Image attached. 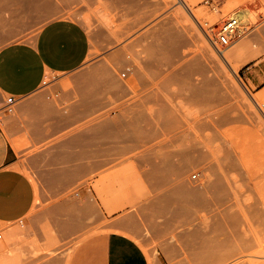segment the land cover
<instances>
[{"label": "rangeland", "instance_id": "obj_1", "mask_svg": "<svg viewBox=\"0 0 264 264\" xmlns=\"http://www.w3.org/2000/svg\"><path fill=\"white\" fill-rule=\"evenodd\" d=\"M36 1L41 2L0 0V47L31 39L46 21L64 17L83 25L90 50L79 68L49 74L36 91L16 98L10 109L6 98L0 96V124L17 154L14 171L30 182L33 194L26 214L0 219V264L65 260L85 237L87 242L98 233L115 229L132 236L154 264H229L240 259L247 260L245 264H263L258 239L264 230V130H259L256 120L253 125L252 119L253 107L264 116V91L248 87L239 74L242 67L264 57V0H219L213 4L208 0H48L42 9ZM239 9L247 12V20L220 52L210 38H215L231 11ZM203 13L215 15L213 21L204 20ZM206 47L210 48L207 53ZM225 54H230V66ZM231 65L236 66V72ZM228 105L234 109L229 110ZM167 106L179 121V129L172 130L179 131L178 139L161 129L164 119L159 121V113ZM245 120L251 121L252 127L258 125L254 129L261 134L249 146L243 141L251 163L245 168L239 164L232 172L243 204L258 203L247 214L248 241L234 243L209 227L205 232L200 223L202 207L190 197L160 199L162 215L154 211L160 218L155 219L150 202L158 212V198L169 188L183 183L195 188L207 185L204 169H211L205 164L215 163L217 154L209 149L215 147L212 139L234 133L238 141L236 130L243 133ZM97 124L108 130L102 127L105 132H99ZM95 125L99 133L92 131ZM204 141L212 154H206L204 145L200 147ZM180 146L190 150L189 158L184 157L189 154L186 148L179 157L176 149ZM200 148L206 154L201 160L195 157ZM166 153L171 155L172 167L160 165L157 178H153L151 161L159 163ZM77 164L86 168L72 167L76 174L68 176L76 177L73 182L67 175L61 178L56 170L63 167L65 172L64 166L70 169ZM178 164L181 170L177 174L174 168ZM51 169L58 172H50V176L47 171ZM54 173L59 176L54 178ZM193 173L197 178H192ZM160 175L168 177L163 182ZM179 207V211H187L178 212ZM84 210L86 224L80 221ZM62 224L73 228L63 229ZM202 232L209 238L210 249L219 247V252H211L212 257H203L200 251Z\"/></svg>", "mask_w": 264, "mask_h": 264}, {"label": "crops", "instance_id": "obj_2", "mask_svg": "<svg viewBox=\"0 0 264 264\" xmlns=\"http://www.w3.org/2000/svg\"><path fill=\"white\" fill-rule=\"evenodd\" d=\"M90 39L81 23L70 18H53L28 40L8 42L0 47V96L19 98L36 91L49 74H63L79 68L87 59ZM240 78L256 92L264 91V57L240 70ZM0 124V219L23 216L30 209V182L14 171L17 157ZM86 224V210L81 212ZM62 224L63 229L69 230ZM150 264L146 252L121 230L86 237L65 260L52 258L44 264Z\"/></svg>", "mask_w": 264, "mask_h": 264}, {"label": "bare ground", "instance_id": "obj_3", "mask_svg": "<svg viewBox=\"0 0 264 264\" xmlns=\"http://www.w3.org/2000/svg\"><path fill=\"white\" fill-rule=\"evenodd\" d=\"M41 2H39L40 3V5H39V8L40 9H42L43 7H46L48 4H49V1L48 0H40ZM5 2V1H4ZM22 2V1H21ZM6 3V2H5ZM15 4L16 3H18L17 1H15L14 2ZM36 3H38L37 1H36ZM35 3V4H36ZM38 3V4H39ZM14 4V5H15ZM17 5V4H16ZM14 7V6H13ZM15 7H19V5L18 6H15ZM11 9V8H10ZM14 9V8H13ZM36 9V8H35ZM38 9V8H37ZM201 15V17L204 19V20H210V21H213V19H214V17L213 16H215V15H211V14H207V13H203V14H200ZM200 15H199V17H200ZM230 17H234V18H236L237 19V26H238V30H242L241 28H240V24H242V23H244L246 20H247V12L246 11H244V10H242V9H239V10H234V11H231V13H230ZM170 30H172V29H170ZM167 35L169 34V33H166ZM165 34V35H166ZM171 34H173V33H170L168 36H170V37H172V35ZM174 35V34H173ZM207 48V47H206ZM204 48V51L205 50H207V51H205V53H207L208 52V49L210 50V48ZM209 53L211 54V52L209 51ZM223 58H224V60L225 61H227L228 63L230 62V61H228V60H230V54H225V55H223ZM227 63V64H228ZM229 66H230V63H229ZM202 67H203V65H202ZM231 69L233 70V72H236V66H232L231 65ZM115 83H117V81H114L113 82V85H115ZM117 86V85H116ZM251 97L256 101V99H255V96H252L251 95ZM250 100V99H249ZM257 103V105L259 106V104H258V102H256ZM253 104V103H252ZM254 105V104H253ZM228 106H230V108H229V110H232V109H234L231 105H228ZM168 107V106H167ZM227 107V106H226ZM165 108V107H164ZM228 108V107H227ZM232 108V109H231ZM254 108H256V107H253V113H254V111H255V114H256V116H255V114L253 115L255 118H253L252 119V123H253V125H254V122H253V120L255 121V122H257L256 124H258L259 125V127H260V129L259 130H261V131H263L264 130V116L261 114V113H258V111H257V109L255 110ZM162 109H163V107L158 111V112H160V111H162ZM225 109V108H224ZM164 110V109H163ZM166 110V111H165ZM165 112L166 113H169L168 114V116L167 115H165L164 114V111H162V112H160L159 114L160 115H162V116H160L159 115V117H161L162 119H160L159 121L161 122L163 119V121L160 123V124H162V126H161V129H164V130H166L167 132H168V134L169 135H171L172 133H174L175 132V130L177 129V127H178V129H179V127H180V125H179V121H178V119H175V118H177V117H173V115L172 114H174L173 113V109L172 108H169L168 107V109L167 108H165ZM263 111V110H262ZM260 112V111H259ZM162 113V114H161ZM165 115V116H164ZM175 115V114H174ZM165 117V118H164ZM248 117V116H247ZM246 117V118H247ZM245 118V119H246ZM249 120L251 119V117H249L248 118ZM247 119V120H248ZM247 120H245V123L248 125H244L243 126V128H244V131H243V133L242 132H239V130L240 131H242V129H238L237 128V132H236V134L237 133H239L240 134V137H243L242 138V140H240V137H239V139H238V141H237V139L235 140V137L233 136V134H229V135H227V136H225L224 134L223 135H220V136H218V135H215V136H217V137H213L214 139H212V141H216V139H217V141L215 142L214 141V143H215V147L213 146V147H208L209 149H211L212 151H210V150H207L208 148L206 147L207 145V143H205V141L203 142V144L201 143V145L202 146H200V147H203V145H204V149H206L208 152L206 153V150H205V153L206 154H210L211 152L212 153H214L215 154V151H217L216 153L217 154H215L216 156H214V160H215V163L213 162H211L212 164L210 165V162L207 160V156H206V161H208L207 163H209V165L206 163L205 165H207L208 166V169H209V167H210V169H211V171L210 172H208L207 171V169L205 168L204 169V171H206L205 173L208 175V177H206V179H207V185L206 186H204L203 188H195V186L193 185V187L192 186H188V185H184V183L183 184H178V185H176V186H174L172 189H170L169 188V192L168 193H166V191L164 192V195L161 197V196H158V197H161V198H158L159 200L160 199H163V200H165V201H167V199H169V200H171L172 201V197H174V196H176V198L179 196L180 198H183V199H185L186 197H190V199H192L195 203H197L200 207H202V208H200L201 210H202V214H200L201 215V218H202V220L200 221V223L202 224V228H203V230L206 232V230H207V228L209 227L211 230H213V231H219L220 233H222V234H224V235H227V236H229L230 237V240H232L234 243H240V244H243V242L245 243L246 241H248V239H249V237H248V232H249V229H250V220H249V218L247 217V214H248V211H252V210H254L255 209V207H256V205H258V203L257 202H255V203H257L256 205L254 204V202H252V203H250V201H249V204H248V201H247V203H246V205H244L243 204V199H242V194H241V192H240V190H239V188H238V186H237V183H236V177H235V175L234 174H232V172H234L233 170H235V168H236V170L237 169H239V168H237L238 167V165L239 164H242V166H244L243 168H245L246 167V165L247 164H250L251 163V160H250V157H251V154H249V151L247 150V151H244V145L243 144H245V142L243 143V141L245 140L246 141V146H249V143H250V141H252L254 138H256V137H261V134H259L258 133V130H256V129H254V128H256V126H258V125H255V126H250V123H251V121L250 122H248ZM248 122V123H247ZM178 123V124H177ZM251 123V124H252ZM99 127H98V126ZM97 125H95V129H93L92 128V131L93 130H95L94 132H97V133H99L100 131L101 132H103L104 130L103 129H105V125H102L101 124V127H100V125L99 124H97ZM164 125V126H163ZM177 125H179V126H177ZM96 126H97V130L99 131H97L96 130ZM156 126H157V124H156ZM102 127H103V129H102ZM106 127H109L110 128V126L108 125V123L106 124ZM157 127H159V125L157 126ZM157 127H156V129H157ZM162 127H164V128H162ZM99 128H101V129H99ZM242 128V127H241ZM107 130H108V128H106ZM105 129V130H106ZM153 130H152V133L153 132H155V135H154V133H153V137H155L156 136V130H155V128H152ZM175 129V130H174ZM177 129V130H178ZM234 129H236V127H234ZM172 130H174V132L172 131ZM105 132V131H104ZM161 133H163V131L161 132ZM164 133H165V135H167L168 136V134L164 131ZM163 133V134H164ZM177 133H179V131L178 132H176V133H174V134H172V136L173 135H175V139L177 138L178 139V137H176V136H178V135H176ZM157 134H158V132H157ZM243 134V135H242ZM158 136V135H157ZM170 137V138H172V140H173V137ZM169 137V136H168ZM77 140V139H76ZM75 141V140H74ZM74 141H72L73 142V144H76V141L74 142ZM72 142H70V143H72ZM79 142H81L82 144H83V142L80 140V138H79ZM202 142V141H201ZM253 142V141H252ZM205 143V144H204ZM206 145V146H205ZM181 147V148H180ZM180 147H178L176 150H178V152H179V154L178 155H180L181 153H186V151L188 150L186 147H182V146H180ZM186 148V149H185ZM203 148H200V152L201 153H199V154H195L196 156V158L197 157H199V159L201 158L200 156H203L204 154H203ZM212 148H214V149H212ZM183 149H185L186 151L185 152H183ZM156 149H155V147H153L152 148V157H155L156 156V151H155ZM175 150V152L176 153H178L177 151ZM189 151V154H183L184 155V157H186V158H189L190 157V155H191V152H190V150H188ZM175 153V154H176ZM188 153V152H187ZM211 153V154H212ZM205 154V155H206ZM213 154V155H214ZM182 155V156H183ZM205 155L203 156V157H205ZM171 155H170V153H166L163 157H162V159L160 160V162L158 163V162H155V161H151V169H152V171H151V174L150 175H152L153 176V178H157L156 177V170L158 169V167L160 166V165H162V166H164V167H167V168H170V167H172V162H171V157H170ZM187 156H189V157H187ZM180 158H181V155L179 156ZM201 160V159H200ZM212 160H213V158H212ZM203 161H204V159H203ZM180 163V162H179ZM214 164H215V167H214ZM80 165V166H79ZM204 165V166H205ZM71 166V165H70ZM81 168V166H82V168L81 169H83V168H86L85 167V165H81V164H77V166L76 165H73V166H71V168L69 169V166H67L66 168H68V170L65 168V166H64V171L65 172H63V167H61L60 169H56V170H60L59 172L60 173H58V174H60V177L61 178H63V179H65V178H69V176H72V174L74 173V175L76 174L75 173V169L73 170L72 169V167L74 168H79V167ZM248 167V166H247ZM79 168V169H80ZM78 169V170H79ZM80 169V170H81ZM209 169V170H210ZM52 170V171H51ZM50 171H47V173L50 175V172H55V173H57L56 171H53V169H51ZM62 170V171H61ZM180 170H181V168H180V166H179V164L174 168V171L178 174L179 172H180ZM232 170V171H231ZM235 170V171H236ZM231 171V172H230ZM46 172V171H45ZM45 172H43L44 174H45V176L44 177H47V176H49V175H47ZM71 172H73V173H71ZM76 172H77V169H76ZM42 173V174H43ZM54 173V178H57V176H59V175H57V174H55ZM64 173V174H63ZM68 173V174H67ZM69 173H71V174H69ZM43 174V175H44ZM52 174V173H51ZM47 175V176H46ZM57 175V176H56ZM61 175H63V176H61ZM65 175H67V177L65 176ZM69 175V176H68ZM74 175H73V177H74ZM51 176V175H50ZM56 176V177H55ZM76 176H78V175H76ZM152 176H151V178H152ZM60 177H58V178H60ZM65 177V178H64ZM150 177V176H149ZM161 177H164V178H162V179H164V180H160V181H165L167 178L166 177H168V176H166V175H160V176H158V178L159 179H161ZM48 178V180H50L49 179V177H47ZM51 178V177H50ZM52 178H53V176H52ZM53 178V179H54ZM74 178H76V177H74ZM74 178H69V179H74ZM44 179V178H43ZM46 179V178H45ZM44 179V180H45ZM55 180H58V179H55ZM154 180V179H153ZM53 181V180H52ZM72 182H73V180H72ZM157 182H159V181H157ZM156 182V183H157ZM63 183H65V182H63ZM161 183V182H160ZM56 185V184H55ZM65 185V184H64ZM70 185V184H69ZM54 186V185H53ZM57 186V185H56ZM55 186V187H56ZM52 187V186H51ZM50 187V188H51ZM58 187V186H57ZM52 188H54V187H52ZM171 190V191H170ZM166 193V194H165ZM181 195H185V196H181ZM179 197H178V199H179ZM158 199H155L156 200V202H157V200ZM174 199V198H173ZM159 200H158V202H159ZM163 200H160V207L159 206H157V210H158V208H160V210H161V208H162V205H161V201H163ZM168 200V201H169ZM175 200V199H174ZM188 200V199H187ZM177 201L178 200H176V202L175 203H177ZM188 202V201H187ZM150 203H152V205L154 206V208L152 207V205L151 204H149V207H152L154 210H152L150 213H154V214H156V213H158V215H159V217L162 215V213H160L161 211H159L158 210V212L156 211V204L154 203V202H150ZM155 205H154V204ZM171 202H168L167 203V205L169 206H171L172 207V205L170 204ZM174 203V202H173ZM179 203H180V200H179ZM158 204V203H157ZM164 204V203H163ZM183 204V203H182ZM196 204V205H197ZM181 205V204H180ZM165 206V205H164ZM163 206V207H164ZM181 206H185V204L184 205H181ZM166 207L167 206H165L164 208L166 209ZM173 207H178V205L177 206H173ZM75 209H77V208H75ZM165 209H163L164 211H165ZM168 209H169V212H170V208H168L167 207V211H168ZM175 209H177V208H175ZM175 209H173V210H175ZM179 209H181V207H179L178 208V212H181V211H179ZM79 210V209H78ZM172 210V209H171ZM156 213H155V212ZM164 211H163V213H164ZM176 211V210H175ZM184 211V210H183ZM182 211V212H183ZM185 211H187V209H185ZM184 211V212H185ZM169 212H165L166 214H168ZM255 212V211H254ZM258 212H261L260 210L258 211ZM160 213V214H159ZM170 213H172V216L175 214H173V212H170ZM154 214H153V216H154ZM165 214V215H166ZM76 215H77V213H76ZM256 215V214H255ZM258 215H260L259 213L257 214V216ZM78 216V215H77ZM76 216V217H77ZM163 216H164V214H163ZM162 216V217H163ZM171 216V215H170ZM169 216V217H170ZM257 216H255L256 218H258ZM158 216H157V214H156V217L154 216V218L155 219H160V218H157ZM168 217V215L166 216V218ZM260 217V216H259ZM164 218H165V216H164ZM209 218V219H208ZM252 224V223H251ZM67 226V225H66ZM66 226H64V227H66ZM69 226H67V228H68ZM252 230V229H251ZM205 232H202V235H201V242H200V246H201V249H200V251H201V253H202V255H203V257H205V256H210L212 253H216V252H219V247L218 246H214V247H212L211 249L208 247V242H209V238H208V236H207V234L205 233ZM262 235H261V237L258 239V247H259V251L261 252V255H263L264 256V230H263V232L261 233ZM217 245H219V244H217ZM212 252V253H211ZM210 253V254H209ZM213 255H211V257H212ZM147 257H148V255H147ZM148 259H149V263L150 264H154V262H153V259H152V257H150V255H149V257H148ZM245 261H247V260H245V259H240V260H237V261H235V262H230L229 264H245L246 262ZM202 264L203 263H205V262H201ZM263 264H264V260H263V262H262ZM206 264V263H205Z\"/></svg>", "mask_w": 264, "mask_h": 264}, {"label": "built area", "instance_id": "obj_4", "mask_svg": "<svg viewBox=\"0 0 264 264\" xmlns=\"http://www.w3.org/2000/svg\"><path fill=\"white\" fill-rule=\"evenodd\" d=\"M219 0H208L210 4H213ZM237 19L234 17H229L225 20H223L222 24L219 26V29L215 33V38H210L215 47L218 51L221 52L220 47H226L228 46L231 41L237 37ZM16 101V98L14 96H8L5 99V105L8 106V109H10V106ZM192 178H197V173L192 174ZM1 237V233H0Z\"/></svg>", "mask_w": 264, "mask_h": 264}]
</instances>
